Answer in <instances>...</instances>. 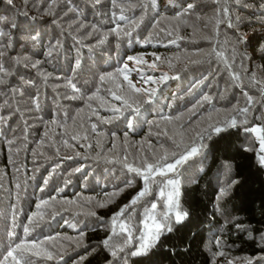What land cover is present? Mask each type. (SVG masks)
Instances as JSON below:
<instances>
[{
	"label": "trees",
	"instance_id": "16d2710c",
	"mask_svg": "<svg viewBox=\"0 0 264 264\" xmlns=\"http://www.w3.org/2000/svg\"><path fill=\"white\" fill-rule=\"evenodd\" d=\"M0 31L8 73L0 72V261L8 248L36 241L54 259L34 264H264V167L244 131L264 127V0H0ZM124 65L137 87L156 89L152 103L126 87L117 93L138 114L109 92L126 86L123 77L99 80ZM233 117L238 127L211 132ZM193 143L206 147L180 169L188 219L146 255H128L134 238L123 259L113 258L102 242L121 239L113 217L144 187L125 164L143 167ZM152 190L132 213L134 237L145 207L163 210ZM34 213L43 219L30 222Z\"/></svg>",
	"mask_w": 264,
	"mask_h": 264
},
{
	"label": "snow or ice",
	"instance_id": "6c2138e0",
	"mask_svg": "<svg viewBox=\"0 0 264 264\" xmlns=\"http://www.w3.org/2000/svg\"><path fill=\"white\" fill-rule=\"evenodd\" d=\"M53 2H55V0H53ZM97 2H99V0H97ZM235 2L239 4L241 0H235ZM8 3L11 4L12 0H8ZM112 3L113 5H115V0H112ZM194 7L195 5L192 3L187 5L188 9H192ZM223 11L227 13L229 10L228 8H225ZM121 19H123V17H121ZM176 19H179V17H176ZM12 27L15 28L16 25L13 24ZM229 27H232V25L229 24ZM112 31L116 32L115 29H113ZM116 34L118 35L119 33ZM5 35L6 33L4 31H0V37H3ZM239 42L247 43V37L244 36L243 33H239ZM100 43H103V41H100ZM57 46H60L59 41H57L56 46L50 49L47 54L51 56L55 47ZM259 51L264 52V43L260 44ZM213 52H215V49H213ZM217 54L220 55L219 53ZM244 55L247 56V53L245 52ZM128 59L137 60V62H141L142 60V58L138 59L136 57H129ZM157 59H159V57H157ZM35 66L36 65H33V67ZM76 67H80L79 60L76 61ZM151 67L155 68V64L151 65ZM128 71V66L124 65V67L122 68H117L114 73H107L101 75L99 77V80L100 83L103 84L108 81H116L119 79V77H123V80L127 82L126 86L122 83H118L117 90L112 91L111 89H109V92L114 99L123 101V108L131 109L132 111L138 114L140 111L139 107L133 108L132 104L129 103V100L125 98L124 95H119L117 93L125 92L126 87L128 95L132 93L143 94L148 97L147 100H145V103H152L153 98L156 96V89L148 90L141 87H137V84L133 83V81L129 78L127 74ZM245 71H247V69H245ZM0 72H3L5 75H8L7 71L3 69L2 66H0ZM233 78L239 80V75L233 73ZM250 78L255 81V74L253 73ZM166 79H168V76L166 74L161 77L162 81ZM4 82L5 81L0 78V84ZM153 82L155 83V81ZM256 83H259V81H256ZM69 84L73 90H78L76 89L75 84H71V82H69ZM22 94L23 93H21V95ZM93 98L94 97H89V99ZM204 99L205 101H209L210 98L206 96L204 97ZM248 100L249 103H251V97H249ZM112 111L120 113L122 111V108L114 107L112 108ZM238 111L241 113H247L249 109L245 107L243 109H239ZM239 123L247 124L248 121L247 119H244ZM131 126V122L129 121V127ZM236 127H238V122L235 117L224 121L223 124L217 122L216 124L209 125L211 132L216 135L226 132L229 128ZM244 131L254 135L259 145L256 152L257 162L261 167H264V127L253 125L251 127L245 128ZM209 138H211V136H209ZM205 147L206 145H197L193 143V145L187 147L183 153L178 154L176 152H173L171 153V157L167 153H165V155H163L160 160H157L154 163L149 162L147 159H145L143 162V167H133L130 164H125V167L128 169V171L134 172L136 175L140 176L143 179L144 187L140 192L136 194V196L132 198L129 204L122 207L119 212L116 213L113 217V236H120L121 239L119 241L113 242L112 236H110L102 242L105 247L110 249V254L113 258L123 259V257H120V253H124L126 249L132 246L134 238L138 239L139 242L135 250L130 251L128 255H146L153 247H155L162 235H164L165 233L172 232L174 225L183 224L188 219L189 214L187 211H184L182 209L180 203V176L182 175L180 169L183 168L184 165L187 164L190 159L200 155L202 149ZM245 150L249 151L250 149ZM169 160H171V162H169ZM161 161H163V163ZM77 171H80V169H77ZM169 174H171V176ZM156 177H160L161 179L157 180ZM235 183H237V181H231L229 187H231V185ZM153 184L157 185L159 189L158 195L160 197V200L162 201L160 207L163 210L158 212V204L155 202H152L149 206L145 207V218L142 221L143 228L139 230V237H134L133 224L130 222L132 219H134L132 213L135 211V206L141 204V202L144 201L148 196L152 195ZM226 195L227 189L222 188L219 192L217 199L219 200L220 198ZM43 203L46 204L47 201ZM38 207L40 206L38 205ZM37 216H39L40 219H43L42 214L34 213L33 217L29 218L30 222H35L34 218ZM121 217H125V219L121 220ZM118 221L119 223L117 225ZM117 226L119 228V232L116 231ZM25 232H28V228H25ZM11 235L14 236L15 233H11ZM42 244L43 242L38 243L36 241H32L31 243H29L26 241H21L20 243H17L14 247L8 248L6 255L3 257V260L0 261V264H34V260L32 259L33 257H42L47 260L54 259L53 253L48 249L42 247ZM220 254L222 255L223 253ZM229 264H231V262H229ZM248 264H251V261H249Z\"/></svg>",
	"mask_w": 264,
	"mask_h": 264
},
{
	"label": "rangeland",
	"instance_id": "374dc122",
	"mask_svg": "<svg viewBox=\"0 0 264 264\" xmlns=\"http://www.w3.org/2000/svg\"><path fill=\"white\" fill-rule=\"evenodd\" d=\"M55 251H57V253L60 255V250H59V248H55Z\"/></svg>",
	"mask_w": 264,
	"mask_h": 264
}]
</instances>
